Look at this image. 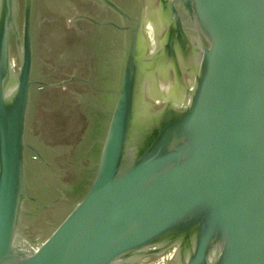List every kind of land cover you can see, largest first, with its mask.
Wrapping results in <instances>:
<instances>
[{
    "label": "water",
    "instance_id": "1",
    "mask_svg": "<svg viewBox=\"0 0 264 264\" xmlns=\"http://www.w3.org/2000/svg\"><path fill=\"white\" fill-rule=\"evenodd\" d=\"M159 5L153 52L146 25L113 7L134 27L93 179L32 244L25 205L40 203L28 155L40 157L28 125L45 84L33 79V0H0V264H140L164 253L169 264H264V0ZM163 62L174 79L160 98L149 80Z\"/></svg>",
    "mask_w": 264,
    "mask_h": 264
},
{
    "label": "flooded vegetation",
    "instance_id": "2",
    "mask_svg": "<svg viewBox=\"0 0 264 264\" xmlns=\"http://www.w3.org/2000/svg\"><path fill=\"white\" fill-rule=\"evenodd\" d=\"M113 7L149 25L151 31L146 39L156 50L160 47L165 27L159 0H64L53 9L49 0H33L34 46L35 34L42 35L39 43L45 42L53 59L35 54L33 79L45 86L34 91L30 118L34 114L38 117L42 104L62 98L60 101L69 104L66 115L74 124L68 143L46 141L50 133L54 138L59 135L50 120L44 127L42 122L36 123L39 125L28 132L40 157L28 155L31 195L40 203L25 205L28 216L24 232L32 244L42 242L53 231L85 195L93 179L109 118L107 112L113 107L130 41L126 28L134 27ZM63 23H67L64 28ZM64 42L69 51L55 53L64 49ZM165 63L168 64L163 62L149 80V87L160 98L167 94L174 79L171 63ZM41 205L45 208L39 209ZM51 220L55 221L48 226ZM31 228L39 234H31ZM153 259L154 256L144 258L140 264H149Z\"/></svg>",
    "mask_w": 264,
    "mask_h": 264
},
{
    "label": "rangeland",
    "instance_id": "3",
    "mask_svg": "<svg viewBox=\"0 0 264 264\" xmlns=\"http://www.w3.org/2000/svg\"><path fill=\"white\" fill-rule=\"evenodd\" d=\"M63 4L64 0H49V6L52 8L55 4ZM53 9V8H52ZM38 21V19H35V23ZM51 24V23H50ZM50 24H47L50 25ZM63 27L64 28L67 23H63ZM42 35H37L35 34V54L39 57L40 55H42L46 60L50 59L52 57L51 54H49V52L46 50L45 47V42L43 44L40 45L39 41L42 39ZM69 45L66 46V43L64 42V49L59 50V48H57V52L55 53H60L61 51L66 50V52L69 51ZM53 59V57H52ZM62 91V90H61ZM62 97L65 98V95H63ZM57 99V100H56ZM52 98V100L47 103L42 104V106L39 108V115L37 117V114L33 115V118H30L29 121V125H28V132L30 129H35V125H39L36 123H41L42 127L45 126L46 122L50 120L53 121V127L56 126L54 128V130L58 129L59 135L57 138H54L51 136L50 133V138L48 140H46L48 143L49 142H63V143H68L71 140V129L72 126L74 124V121L72 120V118L68 117V115H66L67 113V109L69 108V104H66L60 100H62V98H60V100L58 98ZM59 100V101H58ZM38 118V119H37ZM56 220V219H55ZM55 220H51L48 222V226L50 224H52ZM23 222H25V220H23ZM25 225V224H24ZM30 229V228H29ZM32 229V228H31ZM31 234H39L36 230H29ZM27 233V232H26ZM36 237V236H35ZM169 253H164L163 255H159V256H155L154 259L152 260L151 263L149 264H159L162 262H166V264H169L170 260L168 257Z\"/></svg>",
    "mask_w": 264,
    "mask_h": 264
},
{
    "label": "bare ground",
    "instance_id": "4",
    "mask_svg": "<svg viewBox=\"0 0 264 264\" xmlns=\"http://www.w3.org/2000/svg\"><path fill=\"white\" fill-rule=\"evenodd\" d=\"M150 31H151L150 28H148V26H146V27H145V31H144V32L146 33V37L149 36ZM147 39H148V38H147ZM150 50H151L152 52L155 51L153 45H152V47L150 46ZM159 264H166V262H162V263H159Z\"/></svg>",
    "mask_w": 264,
    "mask_h": 264
}]
</instances>
